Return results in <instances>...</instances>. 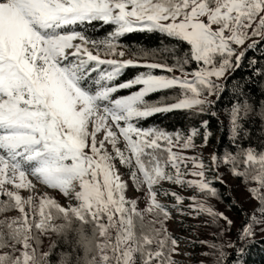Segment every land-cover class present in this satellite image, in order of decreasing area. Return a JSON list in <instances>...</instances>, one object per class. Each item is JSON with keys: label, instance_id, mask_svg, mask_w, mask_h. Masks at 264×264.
<instances>
[{"label": "snow or ice", "instance_id": "6c2138e0", "mask_svg": "<svg viewBox=\"0 0 264 264\" xmlns=\"http://www.w3.org/2000/svg\"><path fill=\"white\" fill-rule=\"evenodd\" d=\"M96 22L112 26L102 39L87 34L86 26ZM134 32L159 33L189 47L181 52L178 44L138 46L145 58L168 54L161 62L141 65L108 58L116 54L119 39ZM256 37L264 42V0H0V197L7 198L0 199V208L13 204L20 213L15 222L22 234L14 253L17 264H28L29 252L47 234L44 225L52 222L53 214L69 212L90 221L105 239L100 264H178L172 254H178L179 240L166 227L173 218L170 207L182 216L207 214L213 224L224 221L218 225L221 237L234 223L207 203L218 196L214 183L224 182L221 162L241 178L248 200L256 205L242 209L246 221L235 242L227 243L230 252L211 246L220 249L217 264H245L248 245L257 232H264V148L237 143L242 131L248 136L241 121L253 111L245 85L232 87L238 100L230 109L229 139L237 151L222 158L213 154L211 166L183 154L208 144L213 135L209 121L187 135L143 128L138 122L174 110L207 114L215 103L211 97L224 90L221 81L242 66L248 50L258 47ZM248 40L252 42L243 48ZM192 62L199 67L187 71ZM258 63L248 61L252 75L264 76ZM129 66L147 71L115 83ZM156 69L179 74H154ZM136 85L142 87L114 97ZM175 88L180 90L175 102L146 99ZM201 129L203 143L197 145ZM176 147L182 151H173ZM116 161L128 170L136 191L143 192L145 208L138 207V198L126 197L129 183ZM34 180L58 189L76 206L62 207L47 195L38 205L33 196L22 197L19 190L32 191ZM164 182L192 189L205 199L194 194L185 209L186 198L165 190ZM159 196H171L175 203H162Z\"/></svg>", "mask_w": 264, "mask_h": 264}, {"label": "trees", "instance_id": "16d2710c", "mask_svg": "<svg viewBox=\"0 0 264 264\" xmlns=\"http://www.w3.org/2000/svg\"><path fill=\"white\" fill-rule=\"evenodd\" d=\"M87 34L95 39H102L105 37L108 31L112 30L111 25H103L102 23L96 22L93 25H88ZM258 43V47L252 50H248L246 52L245 59L242 63V66L231 73L227 79L223 80L222 84L224 90L218 97H212L215 101L212 109L207 114L200 115H192L190 110H174L171 113H158L154 114L151 117L143 119L138 122V126L147 128L151 126H156L159 128H163L169 132L181 131L185 135L189 133L192 127H199L203 120L209 121L210 130L213 135L210 137V140L207 144L209 149L213 150V154L217 155L218 158H222L223 154L227 151H231L235 153L237 149L235 145L230 141V109L231 106L237 103L238 98L233 95L232 87L234 83H242L245 85V91L247 93V97L249 101L252 103L253 111H251L246 117H244L241 121L242 127L244 131L248 132V136L245 138L244 132L240 133V139L237 141L242 147L247 148L249 146L255 147L258 150L264 148V76L257 77L252 75L253 69L249 66L248 61L251 59H256L259 63L256 65L257 68H264V42H261L258 39H255ZM168 44H178L180 51L184 52L188 49V45L183 42H177L172 40L169 37L163 36L159 33H141L134 32L131 34H126L124 37L120 38L117 42L116 54L117 50L121 48L126 54H128L132 60L136 62V64L141 65L145 63L151 62H161L165 57L168 56L166 53L158 52L156 54L155 60L151 55L148 57H143V54L139 51L138 46H144L147 49H160L163 45ZM247 47V46H246ZM245 47V48H246ZM114 54L108 58H114L116 56ZM167 62L172 64L173 61L168 58ZM195 62H192L190 65L186 66L187 71H194L198 68ZM147 71L144 67L139 66H129L127 67L122 76L115 82H125L130 79H133L137 74L141 72ZM154 74H166L171 75L169 73L164 72L161 69L153 70ZM177 75L178 72H174ZM142 87L141 85H136L131 89L120 90L119 92L114 94L115 96L128 95L131 92L139 90ZM180 93L179 88L170 89V90H162L157 93H152L146 99L150 102H156L164 99L165 103L175 102L177 95ZM215 112L216 115L213 116L211 112ZM218 134L219 139L214 140V135ZM220 173H222V178L225 174H231L229 170V166L225 165L221 162ZM232 175V174H231ZM233 176V175H232ZM237 180V184H240L242 187L241 178L235 177ZM224 182L221 183L216 181L214 183V187L218 190V196L215 198H207V203L213 207V209L217 212L224 213L230 218L241 220L238 223V226H242L246 221V215L242 209H247L242 206V204L238 203L235 198L232 197L231 189H229L228 184L225 182V179H222ZM197 195L198 199H205V197L201 196L199 193H194ZM0 199H7L6 197H0ZM187 205H183L185 209H187ZM251 210V209H247ZM12 210L5 215H9ZM20 213L14 215L19 216ZM182 220L180 223V230L182 233L188 232L195 234L194 228L195 224H202L204 227L211 228L213 231V235L211 239L213 241L216 240L217 237L220 236V228L219 224H222L224 221L219 220L218 224L212 223V218L207 214H202L199 217H189L182 216ZM194 218H198L199 222H195ZM146 219H151L150 216H146ZM106 222V219H105ZM94 226V225H93ZM168 232L170 230L167 228ZM233 238L232 242H235L237 236V230L232 229ZM171 234V233H170ZM39 235V233H38ZM172 235V234H171ZM114 236V232H113ZM101 241L103 238L101 237ZM50 243L55 244L54 236L50 234L40 235V244L39 247L41 249L47 248ZM214 243V242H211ZM191 246L195 249L199 248V241L195 239L191 241ZM18 247H20L18 245ZM62 247V246H57ZM56 250V249H55ZM220 249H208L207 252H200L199 250L196 252H191L192 258L197 261L198 254L205 259L206 264H217V255ZM226 252H230V249L227 247L224 249ZM18 254V253H17ZM55 255L52 256V259L55 260ZM172 259L176 261L175 257L172 254ZM245 264H264V232H257L254 242L250 243L247 247L246 254L244 256ZM177 262V261H176Z\"/></svg>", "mask_w": 264, "mask_h": 264}, {"label": "rangeland", "instance_id": "374dc122", "mask_svg": "<svg viewBox=\"0 0 264 264\" xmlns=\"http://www.w3.org/2000/svg\"><path fill=\"white\" fill-rule=\"evenodd\" d=\"M258 38L259 37H256L253 39H258ZM251 42H252V40L246 41V44L243 46V48H245L247 46V44L251 43ZM243 48L241 50H243ZM120 52H123L124 54H126L124 51L118 49L115 57H117L116 59L122 60V59H124V57L119 56ZM221 82H223V80ZM200 126L197 128H200ZM188 134H190V131ZM202 134H203V129H201V135L195 139V143L197 145H201L203 143V135ZM98 138H102V134H98ZM218 139H219V135L215 134L214 140H218ZM108 147L110 149V146H108ZM173 151H182V150L179 147H176L173 149ZM213 153H214L213 150L209 149L207 145L203 146V147H198L195 150H183L184 155L198 156L200 159H202L209 166H211V163H212L211 157H212ZM116 164H117V167L122 174V179H125L129 183V188L126 190V197L130 198V199L131 198H138V207L140 209L145 208L146 207V200L144 198L143 192H137L135 189V186L131 184L130 177L128 175V170L125 169L122 165H120L119 161H116ZM191 168H192V165L189 164V169H191ZM219 172H220V169H219ZM30 179H31V177H30ZM186 179H194V177L188 176V177H186ZM222 179H225V182L228 184L229 189H231L230 191H231L232 197L235 198V200L238 203L242 204L243 207H245L247 209H252L256 205V202H254V201L250 202L248 200L247 197L249 194L246 192L244 187H242L240 184H237V180L234 176H232L231 174H225ZM33 182L36 184V187L32 191L25 190V189L19 190L22 197L27 198L28 196L31 195L34 198L35 203H37V205H38L39 198L41 196L47 195L51 199H54L62 207L67 208L69 204H72V206H76L77 202L75 200H69V198L65 197L62 193H60L58 189H50L46 185H41L38 182H36L35 180ZM8 187L11 189V186H8ZM163 188L165 190L175 191L178 194L184 196L186 199L184 200L183 205L189 204L190 201L188 198H190L191 196L194 195V193H196L192 189L181 188L178 185L169 184L168 182L163 183ZM158 198H159L160 202L165 203L169 206H171L172 204L175 203L174 198L171 196H167V197L159 196ZM169 210L171 211L173 218L170 219L169 221H167L166 227L170 230V233L174 237L178 238V240H179L178 254H176V253L173 254V256L175 257L178 264H206L203 256L202 257L200 256L201 254H198V256H197L198 259L196 261V260H194V258H192L191 252H196L198 250L202 253L207 252L209 249V244H212L211 242H214L215 244L221 245L223 250H224L226 248L227 243L229 241H232V238H233L232 229L234 228L238 231V229L241 228L240 226H238V223H240L241 220H239V219L236 220V219H233L234 217L233 218L229 217L231 220L234 221L233 225L231 226L230 232L223 237H221V236L217 237L216 240L213 241L211 239V237L213 235L212 229L208 228V227H204L202 224H195L196 225L194 228L195 234L188 233L185 231L182 233V231L180 230V223L182 220L181 215L179 213H177L174 209H171V207L169 208ZM26 211H27V208H26ZM18 213H19L18 209H12V212L9 215H16ZM194 221L199 222V219L194 218ZM195 239H197V241H199V248H197V249H195L193 246L190 245L191 241H194ZM201 241H204V243H201ZM200 252H196V253H200Z\"/></svg>", "mask_w": 264, "mask_h": 264}, {"label": "clouds", "instance_id": "9594fccd", "mask_svg": "<svg viewBox=\"0 0 264 264\" xmlns=\"http://www.w3.org/2000/svg\"><path fill=\"white\" fill-rule=\"evenodd\" d=\"M15 207L8 204L0 208V264H17L14 253L22 234L15 230L17 216L5 215ZM53 216L52 222L44 227L47 234L54 236L56 250L53 253V243L45 249L38 246L29 252L28 264H100L101 244L105 243V239L101 241L99 230L90 221L81 220L71 212L54 213ZM209 248L215 249L211 244Z\"/></svg>", "mask_w": 264, "mask_h": 264}]
</instances>
